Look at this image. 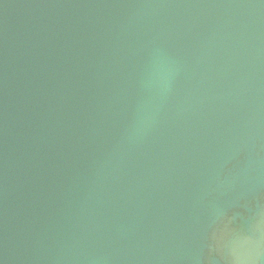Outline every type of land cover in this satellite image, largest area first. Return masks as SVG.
I'll return each instance as SVG.
<instances>
[{"label": "water", "instance_id": "1", "mask_svg": "<svg viewBox=\"0 0 264 264\" xmlns=\"http://www.w3.org/2000/svg\"><path fill=\"white\" fill-rule=\"evenodd\" d=\"M0 264H264V0H0Z\"/></svg>", "mask_w": 264, "mask_h": 264}]
</instances>
